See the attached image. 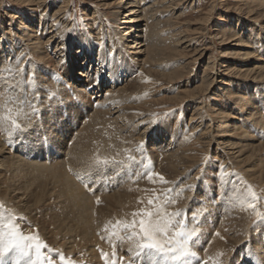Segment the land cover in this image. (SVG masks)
<instances>
[{
	"label": "bare ground",
	"instance_id": "1",
	"mask_svg": "<svg viewBox=\"0 0 264 264\" xmlns=\"http://www.w3.org/2000/svg\"><path fill=\"white\" fill-rule=\"evenodd\" d=\"M25 1L33 7L31 11L23 10L21 14L10 13L8 16L10 19L17 18L18 23L11 20L8 31L3 23L0 24V204L3 208L4 205L9 208L8 217L15 220L22 211L34 207L35 202L40 198L38 192H44L46 205L49 203L57 205L56 209L60 212L56 216L48 210L45 219L40 220L41 229L38 231L27 229V232L34 235L43 234L44 239H49L46 245H52L58 250L63 249L67 255L64 256L65 259L67 258V264H110L112 260L117 261V264L121 262L125 264L127 261L125 258L128 256H122L124 260L121 261V256L117 252L115 255L111 252L112 255L109 254L108 243V248L104 246L101 248L107 253L104 255V252L102 253L105 259L100 260L99 263L101 256H96L97 248H93L98 241L94 244V238L99 241H103L102 237L108 238L113 246L112 241L122 236L124 245L120 249L136 248L128 244L127 238L133 232L132 228L123 227L128 223L124 222V218L119 213L105 219L104 227L95 224L89 219V210L90 206H93V199L98 195L114 197L127 187L132 189L139 187L145 203L142 204L138 217H141L140 213L143 210L154 212L157 206H162L169 214L179 212L180 216L175 219H183L186 230H202L204 236L200 238L205 244L210 240L207 246H204L206 249L204 256L207 260L212 262L216 259L218 263L212 262V264H223L221 263L223 259L219 256H212L210 248L218 243L215 239L220 238V235H217L219 229L232 216L245 213L246 205L241 207L243 198L239 197L235 200L233 195L227 194L234 186L224 183L223 176L219 172L217 182H214L218 185L217 189H212V181H210L205 186L200 185L196 188L198 195L194 198L189 199L191 192L180 193L178 200L159 195L158 199L154 200V204L149 205L148 200L152 199V195L158 194V190L154 187V182H148V179L143 178L151 173L146 169L153 166L157 169L155 174L158 172L165 174L169 168L184 172L197 165L198 160L193 159L190 153L193 145L186 139L188 128L182 127V137L179 140L177 136L180 130H168L162 125H156L152 113L142 106L141 110L128 115L121 110L111 112L116 106L119 108L124 100L129 98V94L141 90L146 83L141 80L139 74L135 79L128 80L132 76L131 61L145 64L149 58L155 61V57L159 58L167 51L165 48L167 37H162L158 26L152 27L144 19L142 10L140 11L143 7L142 0H115L114 4H121V7L116 14L115 24L109 29L103 25L102 15L95 10L94 16L96 13L99 14L95 19L99 24V31L95 32L98 36L95 44L93 42L95 40L91 38L95 37L94 35L90 37L88 33L85 35L83 31L76 33L74 30L63 32L60 29L62 26L60 22L55 24L54 19L47 15L54 3L47 0ZM251 5L255 7L252 10L256 9L257 12L264 8V0H251ZM43 9L44 12H41ZM56 13H61V10H57ZM125 23L129 24L128 28L120 31L119 24ZM237 23L239 24L235 26L236 29L234 28L236 38L241 41L238 33H244L249 43L246 44L244 41L243 44L262 51L264 56V32L258 31L252 25L254 22L239 20ZM14 35L20 38H14ZM46 36V40L43 41L42 38ZM96 45L99 47L97 53ZM126 53L131 54V60L124 56ZM223 53L225 55L220 59L219 65L228 66L231 64V60L226 57L229 54ZM21 54L23 57L20 60ZM111 55L114 57L111 58ZM144 56L145 58L142 59ZM23 59L27 60L26 63L22 62ZM232 63L237 64L235 61ZM212 66L210 68H216L215 65ZM210 68L206 66L203 73L205 78L196 87V92L210 94L211 85L217 84L216 76L219 70L213 71V75L210 76V73L212 74ZM256 68H261L264 72V63L256 65ZM26 69L28 76L24 79L22 75ZM57 69L61 73L65 72L69 79L61 78V73H55ZM31 74L36 76L29 83L27 81ZM56 74L59 78H56ZM249 79L250 83L237 82L222 75L220 91L224 92L227 88L232 89L236 85L243 92L236 91L235 100L226 97L225 101L212 95L211 103L206 104L205 100L196 103L190 118L189 129L203 141V151L216 152L215 154L219 155L222 161L231 164L229 168L247 146L234 137H237L239 132L241 133L239 136L246 137L243 133L245 135V132L251 129L264 131V77L252 76ZM122 84L123 86L119 87ZM40 85L44 88H39ZM105 85L109 87L104 91ZM60 88H64V91L73 89L72 94L65 95L59 91ZM84 95L89 98L98 97L96 102L99 106L91 105L89 98ZM179 95L173 99L178 100L182 105L188 101V104H191L189 97L192 95L186 93ZM246 97L247 99H244ZM33 106L38 108L39 115H33ZM8 108L13 110L12 116L17 123L22 124L20 129H15L10 121L4 119ZM142 124L145 125L144 128L138 130ZM129 127L132 128L128 130ZM152 128L153 131L148 133ZM255 133L254 130V136L250 134L249 137L255 138ZM263 149L264 144H259V149H253L250 158ZM144 150L149 155L143 153ZM5 154L10 156H8L9 162L2 161ZM237 161L238 164L242 161L243 165H247L242 159ZM258 171L255 175L256 179H260L263 172L262 169ZM27 181L28 185H18ZM16 183L18 186L15 185ZM145 183L149 188L142 189L140 186ZM14 185L17 187H13ZM32 188H35L37 200L32 199L34 192H29ZM193 189L195 190V187ZM182 204L192 211L181 214ZM47 209L44 206L40 208V210ZM84 214L87 218H84ZM15 221L18 225L17 220ZM117 221L120 222L119 226ZM98 229L102 230L98 231ZM21 231L26 235L24 229ZM112 233L116 235L113 236ZM260 245H264V232L252 241L250 256L245 255L246 250L243 248L242 252L233 258L235 262L231 264H248L250 261L255 264L256 260L264 264V246L260 247ZM134 253L136 254L135 251ZM149 258L150 263H140L143 260L140 261L137 257H133L132 261L135 264H153L154 262L151 263ZM161 262L156 264H162Z\"/></svg>",
	"mask_w": 264,
	"mask_h": 264
},
{
	"label": "rangeland",
	"instance_id": "2",
	"mask_svg": "<svg viewBox=\"0 0 264 264\" xmlns=\"http://www.w3.org/2000/svg\"><path fill=\"white\" fill-rule=\"evenodd\" d=\"M47 1L54 3L51 9L47 12V15L54 19L55 24L60 22V26L62 25L60 29L63 30V32L74 30L76 33L83 31L85 32V35H87L88 33L90 34V37L91 35H94L95 37H91L92 40H95L93 41L94 44L97 41L96 37H98L96 36L97 34H95V32L99 31L98 21L95 20L98 13H96L94 16V11H99V14L102 15V20L104 22L103 25L109 29L111 25L115 24L114 21L116 14L121 7V4H114L115 0H105L108 1L107 3L100 0ZM142 6L143 7L142 9L140 8V11L142 10L144 19L149 22L152 27L158 26V29L161 32V36L164 38H168H166L165 41V48L167 51L159 58L155 57V61L151 60V58H149L148 61L145 59V64H138V62L136 64L134 61H131V72L129 69L128 71L132 73V76H130L128 80L132 78L135 79V77L139 74L138 76L141 75L142 77L141 80L146 83L141 87V90L129 94V98H126L119 108H117V106L115 105V109L111 112L115 110H121V112L128 115L141 110L142 106L152 113L156 125H162L168 130H180V133L177 136L179 140L182 137V127H185L184 129L188 128V135H186L187 138H185L191 141L189 143L193 145V147L190 149V153L193 159L198 160L196 162L197 165H194L184 172H179L175 168H169L165 174L158 172L157 174L162 175L167 183L160 182L158 177L154 179V187L158 190V194L152 195L153 200H156L159 195H165L168 197L167 199L178 200L177 198L180 197L179 194L182 192H191V194H189V199H191L198 195V192H196V188L198 186H205L210 181H212V189H217L218 185H215L214 182H217L216 180L218 179L219 172L217 170L219 166H221V168L223 169V173H221V176H223L224 183L226 182L229 185L234 186L229 189L227 194L233 195L235 200H238L239 197H241L243 198L244 202H252L251 198L248 196L249 188L256 193V196L258 197V199L255 201L256 208L249 209L244 206L246 208L245 213H238L232 216L231 219L226 224H224L217 232L220 235V238L215 239V241L218 242L216 246H211L210 248L212 256H219L221 259H223L221 263L231 264L232 262H235L233 258H236L242 252L243 248L246 250L245 255L250 256L251 253H249V249L252 248V241H254L257 236L263 235L264 232V149L254 157L250 158V153L252 152V150H257L259 149V144H264V131L254 129L256 133L259 134L256 135L255 133V138L249 137L250 134L253 135L254 133V130L252 129L249 130V132L246 131L245 135L243 133V136L246 137L239 136L241 134L240 132L238 133L237 137H234L247 145L245 147V151L241 153L238 158L246 161L247 165H243L242 161H240V164H238V159H236L234 161L232 160V163L234 164H232V166H230L229 168V165L231 164L222 161L221 157L215 154L216 152L212 150H209L207 152L205 150L203 151V141H201V139L196 136L194 131L189 129L190 118L194 113V106L196 105V103H200L202 102V100H205L206 104L208 102L211 103L210 100L212 95L217 99L220 98L222 101H225L226 97L230 100H235L237 98L234 94L236 91L243 92L242 90H239V87L236 85H234L232 89L227 88L224 92L220 91L219 89L222 84L221 82H223L220 81V79H222V75L224 77L228 76L233 80H237V82L244 83H250L249 78H252V76H257L260 78L264 77V72H262V69L256 68V65L259 66L264 63L263 52L255 49L254 47L244 45V41H246V44L247 42L249 43V40L245 37L244 33H238L241 41L240 39L236 38L237 34H235V26L239 24L237 23L239 22V20L254 22L252 23V25L256 27L258 31L264 32V8L261 10H257V12L256 9L252 10L255 7L251 5V0H142ZM32 8L33 7L29 5V3L25 0H0V24L3 23L4 27H6L8 31L11 20H14V23H18L17 18L10 19L8 17L10 13L21 14L23 10L29 12L32 10ZM59 9L61 10V13L55 14V12ZM44 10L45 9L41 10V12H44ZM250 10L251 12H254L250 14ZM37 13L38 12L36 11V15ZM119 25L120 31H123L129 26V24L127 23ZM231 26H233V28ZM15 37L16 36L14 35V38ZM16 38L20 37L18 36ZM46 38L47 36L43 37L42 40L45 41ZM51 48L54 50L53 46ZM98 48L99 47L96 45V53ZM195 51L198 54V57L200 56V58L197 57ZM223 52H227V54H229L226 56L231 60V64L228 66L219 65L220 59L225 55ZM24 54L25 53H23V55ZM21 55L19 56L20 60L23 57V55ZM124 56H126L128 60H131V54L126 53ZM113 57L114 55H111V58ZM144 58L145 56L142 57V59ZM27 59H29V57ZM26 61V59L22 60L23 63H26ZM232 61H235L237 64L232 63ZM212 65H215L216 68H210L213 67ZM206 66H209V68L211 69L210 71L212 72V74L210 73V76H212L213 71L216 70H219L218 73L221 74L217 73V79L215 78L217 84L214 83L213 85H211V87L209 86V92L211 93L204 95L201 91L196 92V87L200 85L205 78L203 73ZM19 67L21 68V66ZM27 72L28 70L26 69V71L22 75V78L25 79L28 76ZM36 73L38 72L36 71ZM55 73L59 74L61 73V71L59 72L57 69ZM58 74H56V78H59ZM244 74L248 75V77H246ZM92 75L94 76V74ZM219 75H221V77H219ZM35 76V74H31L30 78L28 79L29 81L27 82L31 83L30 81L34 80ZM60 77L69 79L68 77H66L65 72L61 73ZM53 80L55 81V79ZM62 85L66 87L65 84ZM122 86L123 84L119 87ZM38 87L42 89L44 88V86L42 85ZM108 87L109 85H105L103 87V90L105 91ZM59 91H62L65 95H70L72 94L73 89L72 91H64V88H60ZM194 92H196V94H193V96L192 93ZM182 93L192 95V98L189 97L191 104H188L189 101L187 103H185L184 101L185 104L182 105V103H179L178 100L173 99L177 96H180L179 94ZM237 94L244 93L237 92ZM84 96L87 97L86 95ZM194 99H196V101ZM244 99H247V97ZM97 100L98 97L89 98L90 104H93L94 106L95 104L96 106H99L96 102ZM18 124L22 125L19 122ZM144 126V124L140 125L138 127V130L143 129ZM131 128L132 127H129L128 130H130ZM152 131L153 128L149 129L148 133ZM143 153L149 155L146 150H144ZM8 156L9 155L5 154L2 161L9 162L10 156ZM260 169H262L263 172L260 175V179H256L255 175L258 174V170ZM146 170L154 173L157 169L153 168L152 166V168L150 167ZM143 178L147 179V175ZM28 184L29 182L27 181L18 185L23 186ZM15 185H17V183ZM15 185L13 187L18 186ZM140 187L142 189L149 188L146 183L141 185ZM194 187L195 190L193 189ZM138 188L132 189L131 187H127L126 189L119 191L114 197H104L98 195V197H95L93 199V206H90L89 219H91L95 224H101L104 227L105 219L110 218L115 213H119L124 218V222H127L130 225L135 220L136 223L132 227V230L139 233V219H141L142 215H140L141 217H138L137 215L139 214L141 206L145 203V201L141 197L140 190ZM34 189L35 188H32L29 192H34V194L32 195V199L37 200L35 199L36 191ZM38 194L40 195V198L35 202L34 207L28 209V211H22L21 215H17V218L15 219L17 220V223L21 227V229H24V231L26 232L24 234L26 235H34L31 232L29 233V231L27 232V229H36L37 231L41 229L40 220L45 219L46 212L48 210H51V213L53 212L52 215L56 216L60 212V210L56 209L57 205L54 206L52 203L46 205V198L43 196L44 192L39 191ZM243 205H246V203L242 204L241 207ZM4 206L5 207L3 208V205L0 204V223H6L10 219V217H8V213H10L8 210L9 208L6 205ZM42 206L48 209L40 210ZM180 210L181 214L183 212H186L188 214L192 211V209L185 206V204H182L180 206ZM25 216H27L28 218H24ZM84 218H87L85 214ZM24 219H28V222H26V220ZM15 220H13L12 218V222L16 224ZM100 230L102 229H98V231ZM98 233L100 234V232ZM122 233L124 234V232ZM40 235L41 237H39ZM202 235L204 236L202 230L197 231V235L191 242V247L196 252V255L187 257L182 262V264H203L204 261H207L208 264H212V262L218 263L216 259L215 261L211 262V260L208 261L204 256V251L206 250L204 246H207L210 240H207V244H205L204 241L200 238ZM38 237L40 238V240L43 239L41 240L43 241V243L47 242L48 244L49 239L46 237V239H44L43 234L38 233ZM101 239L103 241L100 240V242L98 239L94 238V244H96V242L98 241V246L95 245L97 246L95 247L93 245V248H97L96 251H98L96 256H101V259L100 257L99 260L97 259L99 263H101V261L105 259L102 256V253L104 251L101 250V248L103 246L104 248H108L110 245L109 249H107L109 254L117 252L121 257L128 256L125 258V260H127L125 261V264H128V262L130 263L133 257H137L140 259V261H144L140 263H150V260H148L150 256L152 258L150 257L149 259H151V263L154 262L153 264L161 261L164 264H172L171 261L167 260L162 253H157L151 249H144L143 251H140L138 248L136 249L130 247L129 249H132L133 252L135 251L136 254H133V252L129 251V249H120L121 246L124 245V240L119 239V237L112 241V243L114 244L113 246L115 247L110 244L108 238L102 237ZM134 239L132 241L129 240L128 244L134 245V247H136V243H134V241L139 240V235L137 237H134ZM25 243L27 244L30 242L25 241ZM125 244L127 245L126 242ZM47 246L48 247L46 249H42V253L44 256H48L47 258L51 260V264H67V258H64V256L67 255L63 252V249L59 248L58 250L52 245ZM261 246L264 245H260V247ZM247 250L249 251L247 252ZM119 252H121L122 255ZM106 253L107 252L105 251L103 255ZM130 253H132L133 255ZM127 254H130V256ZM142 254L144 255V257ZM34 258V249L30 250L28 255H23L16 249H13L11 252L7 253L4 261L0 262V264H29V261ZM253 263V261H250L248 264ZM256 263L261 264L257 260ZM120 264H123V262H121Z\"/></svg>",
	"mask_w": 264,
	"mask_h": 264
},
{
	"label": "snow or ice",
	"instance_id": "3",
	"mask_svg": "<svg viewBox=\"0 0 264 264\" xmlns=\"http://www.w3.org/2000/svg\"><path fill=\"white\" fill-rule=\"evenodd\" d=\"M12 111L11 108H8L4 119L10 121L15 129H20L21 125L13 118ZM33 115H39V110L36 106H33ZM104 163H107V161H104ZM217 171L223 173L222 168ZM156 177H158L160 182L167 183L162 175L155 173L147 175V179L150 182H154ZM248 196L252 202L242 201L241 203H246V207L249 209H255V201L258 199L256 193L249 188ZM148 204L153 205L154 200L149 199ZM140 215L148 219L141 218L139 220V233L133 231L127 238L132 241L134 237L139 235V240L134 242L136 243V248L140 251L151 249L157 253H162L172 264H182L187 257L196 255V252L191 247V242L197 235V231L196 229L186 230L185 221L183 219H175V217L180 216L179 212L169 214L163 210L162 206H157L154 212L152 210H143ZM119 223L117 221L118 226ZM135 223L136 221L134 220L131 225L124 224L123 227L129 229ZM112 235L115 236L116 233H112ZM217 235L219 234L217 233ZM119 239L123 240L124 237L121 236ZM25 241L30 243L26 244ZM47 247L38 235H23L20 227L13 223L11 218L6 223H0V262H3L7 253L13 249L23 255H28L29 251L34 249L35 258L30 260L29 264H51V260L42 253V249ZM129 251H132V249H129ZM120 260H123V258L121 257ZM110 264H117V261L112 260ZM131 264H135V262L132 261ZM203 264H208V262L204 261Z\"/></svg>",
	"mask_w": 264,
	"mask_h": 264
}]
</instances>
